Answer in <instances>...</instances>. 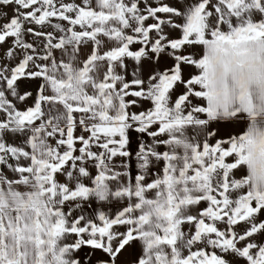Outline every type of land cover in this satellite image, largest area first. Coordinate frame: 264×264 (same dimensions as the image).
I'll return each mask as SVG.
<instances>
[{"label": "snow or ice", "instance_id": "obj_1", "mask_svg": "<svg viewBox=\"0 0 264 264\" xmlns=\"http://www.w3.org/2000/svg\"><path fill=\"white\" fill-rule=\"evenodd\" d=\"M0 264H264V0H0Z\"/></svg>", "mask_w": 264, "mask_h": 264}]
</instances>
